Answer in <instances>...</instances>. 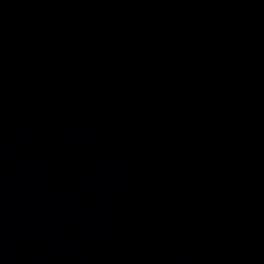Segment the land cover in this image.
<instances>
[{
	"label": "water",
	"instance_id": "95a60500",
	"mask_svg": "<svg viewBox=\"0 0 264 264\" xmlns=\"http://www.w3.org/2000/svg\"><path fill=\"white\" fill-rule=\"evenodd\" d=\"M0 264H264V0H0Z\"/></svg>",
	"mask_w": 264,
	"mask_h": 264
}]
</instances>
